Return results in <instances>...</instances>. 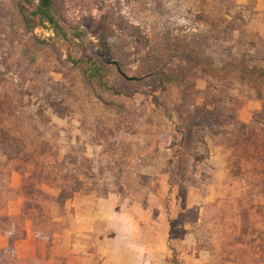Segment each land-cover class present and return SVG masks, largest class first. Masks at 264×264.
<instances>
[{"label":"rangeland","instance_id":"rangeland-1","mask_svg":"<svg viewBox=\"0 0 264 264\" xmlns=\"http://www.w3.org/2000/svg\"><path fill=\"white\" fill-rule=\"evenodd\" d=\"M256 2L53 0L52 25L0 0V234L33 222L49 250L83 198L110 219L93 264L98 247L124 264H264ZM0 264H17L13 244Z\"/></svg>","mask_w":264,"mask_h":264},{"label":"crops","instance_id":"crops-1","mask_svg":"<svg viewBox=\"0 0 264 264\" xmlns=\"http://www.w3.org/2000/svg\"><path fill=\"white\" fill-rule=\"evenodd\" d=\"M256 3V9L264 12L263 0H257ZM258 33L264 38V25L259 26ZM22 203L21 197L9 203L6 216L19 215ZM102 206L100 201H89L83 198H74L66 203L65 208L70 210V215L58 219V221H65L66 227L54 237L49 250L36 237L33 231V222L29 221L25 222V236L16 243L10 237L11 232L1 233L0 249H8L13 244L17 264H36L40 256L46 258V264H93L94 253L89 250L88 239L96 234V223L105 222L110 225V219L101 210ZM120 249L119 246L118 248L116 246V251L120 252ZM97 253L104 256V264H124L110 261L105 250L101 251L99 247Z\"/></svg>","mask_w":264,"mask_h":264},{"label":"trees","instance_id":"trees-1","mask_svg":"<svg viewBox=\"0 0 264 264\" xmlns=\"http://www.w3.org/2000/svg\"><path fill=\"white\" fill-rule=\"evenodd\" d=\"M37 5L33 6L32 0H26V3L21 4L18 8V13L27 22V15L45 17L52 25L55 24L54 17L51 15L53 0H35ZM31 11V12H30ZM129 29L135 30L134 26H129ZM138 31V29H136Z\"/></svg>","mask_w":264,"mask_h":264},{"label":"water","instance_id":"water-1","mask_svg":"<svg viewBox=\"0 0 264 264\" xmlns=\"http://www.w3.org/2000/svg\"><path fill=\"white\" fill-rule=\"evenodd\" d=\"M116 65V64H115ZM117 66V65H116ZM118 68V67H117ZM121 75L125 78V79H127V80H134V78H129V77H127L126 75H124L123 73H121Z\"/></svg>","mask_w":264,"mask_h":264}]
</instances>
